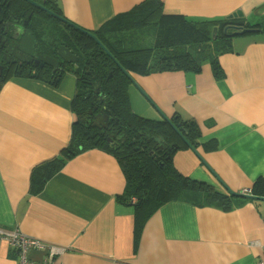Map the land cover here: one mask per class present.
Masks as SVG:
<instances>
[{"label": "crops", "instance_id": "crops-1", "mask_svg": "<svg viewBox=\"0 0 264 264\" xmlns=\"http://www.w3.org/2000/svg\"><path fill=\"white\" fill-rule=\"evenodd\" d=\"M51 1L67 21L96 31L144 0ZM159 1L165 15L190 21L264 23V0ZM231 44L232 52L218 60L221 80L207 64L199 74L131 76L128 99L141 116L178 114L199 126L194 149L173 155L182 176L226 194L224 186L235 193L250 190L246 196L256 199L229 211L170 202L146 218L134 202L120 200V166L99 149L67 160L32 193L33 170L70 143L77 80L65 73L52 87L10 77L0 87V227L66 249L53 264H257L264 245V31L234 37ZM46 255L33 250L29 259ZM0 264H17L4 241Z\"/></svg>", "mask_w": 264, "mask_h": 264}, {"label": "trees", "instance_id": "trees-1", "mask_svg": "<svg viewBox=\"0 0 264 264\" xmlns=\"http://www.w3.org/2000/svg\"><path fill=\"white\" fill-rule=\"evenodd\" d=\"M10 16L17 22L27 21L36 44L45 30L52 34L49 48L36 45L38 50L46 48L58 60L57 51L64 47L76 56L74 64L59 59L57 68L47 64L12 66L6 63L0 46V87L10 77L35 79L52 87L58 86L65 73L77 80L71 103L74 122L70 143L58 157L33 170L32 193H37L67 160L86 150L99 149L120 166L125 179L120 200L134 202L137 212L146 218L170 202L229 211L253 199L242 192L234 197L225 187L227 194L212 184L182 176L172 164L173 155L178 150L194 149L200 138L199 126L178 114L170 118L136 114L130 107L128 87L133 82L131 76L199 74L205 64L210 66L214 79L221 80L224 74L218 60L232 52V39L253 30L264 31V23L249 25L233 17L190 21L165 15L159 0H144L96 31L83 30L67 21L51 0H0V27ZM100 113L108 117L105 129L93 126ZM260 182L256 181L258 187Z\"/></svg>", "mask_w": 264, "mask_h": 264}, {"label": "water", "instance_id": "water-1", "mask_svg": "<svg viewBox=\"0 0 264 264\" xmlns=\"http://www.w3.org/2000/svg\"><path fill=\"white\" fill-rule=\"evenodd\" d=\"M39 9L43 11H47L43 6L36 5ZM50 13V12H49ZM14 21V50H16V57L21 61V63H27L28 61H31L32 58H35L36 56V50H35V43L36 40L33 37L32 33L30 31L23 32V27H19L17 25V20L14 18H11ZM63 21V20H62ZM65 24V21H63ZM26 25V22L24 23ZM69 25V24H68ZM6 27L7 23L5 24ZM89 36L93 37L91 34ZM10 50V44H8L5 47V54L6 56H9V53H11ZM57 56L60 58L62 62L65 64H74L76 62V56L73 55L69 50H67L64 47H60L57 51ZM37 60L41 62V65L47 64L48 66L57 68L58 62L53 60L52 58L46 57V56H37ZM37 62V61H36ZM0 73H1V67H0ZM108 121V117L105 113H100L94 118V124L93 126L97 128H106V123ZM225 187V186H224ZM226 191L234 197H240L238 193L232 192L228 188H226ZM253 199H256V197H251Z\"/></svg>", "mask_w": 264, "mask_h": 264}, {"label": "built area", "instance_id": "built-area-1", "mask_svg": "<svg viewBox=\"0 0 264 264\" xmlns=\"http://www.w3.org/2000/svg\"><path fill=\"white\" fill-rule=\"evenodd\" d=\"M242 193L248 195L250 190H244ZM0 241L8 243L10 249L14 251L17 264H53L54 256L66 250L31 239L17 229L8 230L0 227ZM33 250L46 251L47 255L42 261L34 262L29 259V253ZM257 264H264V245L263 254Z\"/></svg>", "mask_w": 264, "mask_h": 264}, {"label": "flooded vegetation", "instance_id": "flooded-vegetation-1", "mask_svg": "<svg viewBox=\"0 0 264 264\" xmlns=\"http://www.w3.org/2000/svg\"><path fill=\"white\" fill-rule=\"evenodd\" d=\"M12 16L9 17L10 20H8L6 23H7V26L6 27L5 25L3 27H0L1 28V32H0V46L3 48L4 50V59L6 61V63L8 64H11L12 66H14V64H17L20 65V64H26V65H32V66H35V67H42L41 65V62L37 60V56L40 55V56H46V57H49V58H52L53 60L55 61H59L60 58L55 59L53 57H51L46 51L47 49L45 48V50H38L36 48V43H35V50H36V57L35 58H32L31 61H28L27 63H21V61L19 59H17V55H16V50H14V40H15V37H14V21L13 19H11ZM26 22V25H24V23ZM17 25L19 27H23V32L25 31H29L28 30V27H27V21H20V22H16ZM10 44V50L11 53H9V56H6L5 54V47ZM37 61V62H36ZM59 63V62H58Z\"/></svg>", "mask_w": 264, "mask_h": 264}, {"label": "rangeland", "instance_id": "rangeland-1", "mask_svg": "<svg viewBox=\"0 0 264 264\" xmlns=\"http://www.w3.org/2000/svg\"><path fill=\"white\" fill-rule=\"evenodd\" d=\"M46 29V28H45ZM52 36V34H49V32H48V30H45V32L43 33V35L41 36V39L40 40H38V44H36V45H38L39 46V48H43L44 46H46V47H48L49 46V44L52 42V40H53V38L54 37H51ZM49 48V47H48ZM149 118V117H148Z\"/></svg>", "mask_w": 264, "mask_h": 264}]
</instances>
